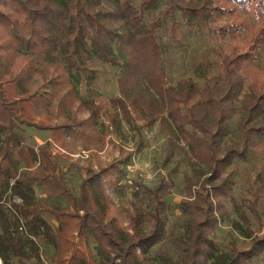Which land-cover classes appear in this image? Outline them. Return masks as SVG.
Masks as SVG:
<instances>
[{"label": "trees", "instance_id": "obj_1", "mask_svg": "<svg viewBox=\"0 0 264 264\" xmlns=\"http://www.w3.org/2000/svg\"><path fill=\"white\" fill-rule=\"evenodd\" d=\"M162 3L165 9L158 11ZM183 28L227 37L229 51L198 64L197 78L171 85L160 33L164 30L178 41ZM262 50L264 0H0L4 264L16 258L21 264L41 262L44 246L53 248L57 264H251L263 255L264 233L250 227L246 212L240 213L243 223H236V229L249 244L241 248L233 242L227 252L219 250L214 238L219 221L210 193L230 192L235 159L246 158L247 144L264 142V84L256 74L264 73ZM92 57L124 71L118 81L120 96L108 103L79 95L82 80H95ZM215 63L218 72L210 76ZM237 104L242 109L240 128L247 134L241 151L239 145L228 144ZM102 115L108 126L90 134ZM137 119L147 129L159 124L170 156L186 155L193 169V176L186 177L191 197L182 206L184 232L175 238L179 262L165 244L167 198L176 189L171 177H162L153 187L136 183L147 203L124 209L108 192L109 178L122 168L119 163L89 166L76 192L52 151L57 147L71 155L78 147L97 157L94 147L108 128L120 134L123 123L132 128ZM25 128L52 131V139L31 146ZM133 155L128 153L121 163L131 162ZM37 189L46 198H38ZM249 210L258 216L255 205Z\"/></svg>", "mask_w": 264, "mask_h": 264}, {"label": "rangeland", "instance_id": "obj_2", "mask_svg": "<svg viewBox=\"0 0 264 264\" xmlns=\"http://www.w3.org/2000/svg\"><path fill=\"white\" fill-rule=\"evenodd\" d=\"M164 9L165 3H162L158 11ZM221 24H225V21ZM160 42L164 50L168 82L171 85H176L182 78H197L196 66L206 59L211 61L220 56L221 51H229L227 45L230 44L227 37L224 39L215 37L206 29H196L189 33L187 28H183L178 35V41L171 39L169 34L163 30L160 33ZM262 58L264 59V50H262ZM90 64L92 70L95 71V80L93 84L82 80L79 86V95L85 99L100 97L106 103L112 98L119 97L118 81L124 74L122 68L104 64L95 57L91 58ZM259 65H262V62ZM218 66L219 63L214 64L210 76L218 72ZM256 74L257 82L263 85L264 73ZM199 83H203L202 80ZM237 110L238 113L229 121L228 144L239 145L238 148L241 151L247 144V134L240 128L242 115L240 104H237ZM108 123L106 116L102 115L99 124L89 130V133L95 135L97 131H102V124L108 126ZM135 125L130 128L126 123H123L120 134L113 128H108L103 142H98L99 144L94 147L93 152L97 157H89L87 151H82L78 147L71 155L57 147H53L52 151L56 161L64 169L68 184L76 192L85 178L89 166L92 165L98 169L99 164L106 167L111 163H119L122 168L116 170L109 178L112 185L108 186V192L114 204L124 209H128L136 202L145 201L147 203L146 199L142 200V191L137 193L136 183L153 187L162 177H171L176 183V189L173 195L167 198L168 229L165 244L170 256L175 262H179L175 238L176 235L184 232L186 215L182 211V206L191 197L186 185V177L193 176V169L186 155L170 156L167 136L162 132L159 124L152 129H147L143 127V122L137 119ZM24 131L28 143L36 147L50 142L53 135L52 131L36 128H25ZM130 152H134L131 162L121 163L122 159ZM231 170L235 179L232 190L227 194H219L213 190L210 192L219 221L214 238L221 252H227L233 242L241 248L249 244V241L242 237L236 229V223L242 222L241 212L247 213L251 222L250 227L255 232L261 235L264 233V142L253 146L251 143L247 144L246 158L235 159ZM37 196L41 199L46 198L42 189H37ZM16 202L20 203V199L17 198ZM234 203L240 210L235 207ZM251 205H255L261 222L257 219L258 216L249 210ZM44 217L51 225L57 227L58 224L52 216L44 213ZM95 246V242L91 241L94 254H96ZM53 254V248L44 246L41 250V262L31 259L24 260L23 264H57ZM1 261L4 264L2 259ZM10 264L21 263L16 258L12 259ZM251 264H264V254Z\"/></svg>", "mask_w": 264, "mask_h": 264}, {"label": "bare ground", "instance_id": "obj_3", "mask_svg": "<svg viewBox=\"0 0 264 264\" xmlns=\"http://www.w3.org/2000/svg\"><path fill=\"white\" fill-rule=\"evenodd\" d=\"M0 264H2V261H1V259H0Z\"/></svg>", "mask_w": 264, "mask_h": 264}]
</instances>
